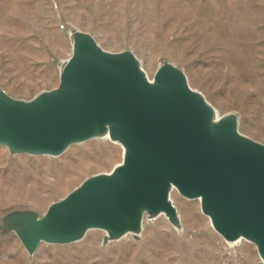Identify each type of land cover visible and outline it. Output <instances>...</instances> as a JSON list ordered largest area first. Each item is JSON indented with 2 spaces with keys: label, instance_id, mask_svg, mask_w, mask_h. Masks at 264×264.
<instances>
[{
  "label": "rangeland",
  "instance_id": "374dc122",
  "mask_svg": "<svg viewBox=\"0 0 264 264\" xmlns=\"http://www.w3.org/2000/svg\"><path fill=\"white\" fill-rule=\"evenodd\" d=\"M73 29L92 34L106 51H132L150 79L170 61L219 116L236 114L240 132L264 143V0H0V88L24 100L57 88ZM122 161L123 147L102 138L59 156L0 146V264H264L254 243L231 245L200 200L177 189L171 199L180 228L164 214L145 216L138 237L105 242V231L91 229L76 242H42L33 255L14 231L3 233L10 213L42 216Z\"/></svg>",
  "mask_w": 264,
  "mask_h": 264
},
{
  "label": "water",
  "instance_id": "95a60500",
  "mask_svg": "<svg viewBox=\"0 0 264 264\" xmlns=\"http://www.w3.org/2000/svg\"><path fill=\"white\" fill-rule=\"evenodd\" d=\"M70 38L73 53L57 88L30 100L0 88V146L59 156L108 135L123 147V161L85 179L42 216L10 213L3 233L14 231L33 255L42 242H76L91 229L105 231V242L138 237L145 216L164 214L180 228L171 199L177 189L200 200L226 241H250L264 260V143L240 132L236 114L219 116L170 61L150 79L132 51H106L76 29Z\"/></svg>",
  "mask_w": 264,
  "mask_h": 264
},
{
  "label": "bare ground",
  "instance_id": "6f19581e",
  "mask_svg": "<svg viewBox=\"0 0 264 264\" xmlns=\"http://www.w3.org/2000/svg\"><path fill=\"white\" fill-rule=\"evenodd\" d=\"M100 138H102V139H110L108 135H104V136H102V137H100ZM110 140L113 141L112 139H110ZM113 142L119 144V143L116 142V141H113ZM119 145H121V144H119ZM241 240H242V239H238V240H236V241H232V242H229V243H230L231 245H238V244L241 243Z\"/></svg>",
  "mask_w": 264,
  "mask_h": 264
}]
</instances>
